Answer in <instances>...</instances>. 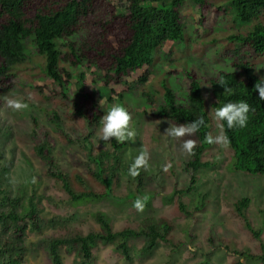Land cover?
Returning a JSON list of instances; mask_svg holds the SVG:
<instances>
[{
	"label": "rangeland",
	"instance_id": "obj_1",
	"mask_svg": "<svg viewBox=\"0 0 264 264\" xmlns=\"http://www.w3.org/2000/svg\"><path fill=\"white\" fill-rule=\"evenodd\" d=\"M111 2L117 11H123L124 2ZM220 5L222 9L218 8ZM225 5L226 0H209L208 8L200 11L196 4L184 0L177 7L183 39L167 41L156 52L153 65L148 67L146 82H136L142 71L125 79L131 88L125 91L121 103L113 93L112 101L107 100L109 87H103L100 70L92 66L84 68L87 84L100 102L102 112L117 104L125 107L131 115L129 127L136 136L134 142L125 141V146L118 152L127 171L119 169L110 179L111 195L80 204H73L56 183L45 176L46 165L34 151L33 123L41 127L40 135L43 131L49 133L53 154L61 169L69 171L75 192L107 190L105 175V183H101L85 170L88 166L94 167L88 159V149L92 147L95 153L103 148L98 140L101 125L85 127L81 119L71 117L69 103L50 96L49 89L55 84L53 86L43 77L40 64L44 58L29 38L24 40L26 58L16 69L12 87L0 91V184L10 199L19 200L18 212L27 208L30 198L39 207L42 226L39 231L27 227L25 264H52L47 242L65 232L63 225L77 232L101 231L95 217L97 213L106 217L113 231L144 229L148 220L156 222L159 219L168 224V230L166 241L158 240L151 250L143 249L147 237H131L128 259L118 249L117 238L110 243L98 241L93 249L95 264H264L259 257L264 251V175L234 169L230 148L209 144L205 160L212 165L194 173L196 181L186 193L189 176L183 170V161L188 153L182 145L193 135L170 137L166 129L180 125L151 114L163 101L164 85L175 91L179 101L186 96V72L192 70L205 97L210 118L209 134L215 137L219 133L208 79L219 70H229L227 52L239 44L233 39L234 35L246 34L254 23L253 20L234 22ZM200 13L204 14L201 23ZM246 57L255 75L264 76V68L255 70L264 67V54L248 50ZM75 87L78 88L77 83ZM113 87L120 90L122 85ZM143 92H148L154 101L149 102ZM9 99L26 103L28 107L11 109L7 104ZM83 137L84 142L77 141ZM104 147L112 150L109 144ZM142 151L148 153L149 166L139 170L143 179L137 189L129 168ZM175 190L182 191L175 193ZM241 197L249 199V205L244 209L245 219L253 230L259 231L258 237L252 236L244 219L232 213V203ZM137 198L144 201L142 211L134 207ZM178 200L187 203L186 212L178 211L174 204ZM244 251L259 258L248 260V256L241 254ZM59 254L65 264H78L80 259L77 251L66 245L59 247Z\"/></svg>",
	"mask_w": 264,
	"mask_h": 264
},
{
	"label": "trees",
	"instance_id": "obj_2",
	"mask_svg": "<svg viewBox=\"0 0 264 264\" xmlns=\"http://www.w3.org/2000/svg\"><path fill=\"white\" fill-rule=\"evenodd\" d=\"M183 1L121 0V3H125L123 11H117L111 0H0V91L12 87L16 69L26 58L24 40L29 38L37 53L44 58L40 64L43 77L48 78L53 86L55 84L49 89L50 96L60 97V100L69 103L67 105H71V117L81 119L85 127H95L107 112H102L100 102L95 99L94 91L87 84L84 68L92 66L100 70L103 87L110 88H106L107 100L112 101L110 95L113 93L121 103L125 91L131 88V85L127 86L124 82L125 79L142 71L136 82L144 83L156 52L167 41L183 39V26L177 9ZM190 1L200 11L209 6V0ZM225 6L234 22L253 20L254 23L246 34L234 35L233 39L239 41V44L227 52L231 69L219 70L208 79L211 106L215 112L224 103L245 100L254 109L249 113L246 127L228 129L224 122L225 132L230 140L228 147L232 151L233 167L244 173L264 175V100L259 99L254 89L259 77L255 75L246 57L248 50L264 54V0H226ZM218 8L222 9V5ZM203 17L204 14L200 13V23ZM186 75V96L179 101L175 92L164 85L163 101L151 114L180 126L200 116L205 119V125L193 134L192 140L196 141L193 154H188L183 161V170L189 176L184 191L188 193L196 181L194 173L210 167L212 163L205 160L209 149L205 137L210 131L205 97L195 72L191 70ZM120 85V90L113 87ZM143 95L148 96L149 102L154 101L148 92H143ZM40 131L41 127L34 122V151L46 165L44 174L56 183L57 188L73 204L110 196V179L119 169L127 171L118 153L125 143H118L115 139L100 141L103 148L100 147L95 153L92 147L88 149V159L94 167L88 166L85 170L91 178L101 183H105V175L108 180L105 185L107 190L75 192L70 183L69 171L61 169L53 154L52 138L47 131L41 135ZM84 138L77 141L84 142ZM105 144H109L112 150L104 147ZM134 179V185L139 189L143 179L140 171ZM0 194V264H25L27 227L29 225V228L39 231L42 226L39 207L30 198L27 208L18 212L16 208L19 200L10 199L7 192L1 189V184ZM6 203L8 206L4 207ZM174 204L179 212H186L187 203L178 200ZM248 205L249 199L241 197L234 200L231 210L245 220L252 236L258 237L259 231L253 230L245 219L244 209ZM95 217L101 231L90 229L77 232L63 225L65 232L48 240L47 252L52 264H65L59 254L62 245L77 251L80 258L78 264H95L93 249L98 241L110 243L117 238V247L126 259L129 257L128 240L131 237H147L144 250H151L158 240L166 241L168 224L162 219L156 222L148 220L144 229L124 228L113 231L102 213H97ZM241 254L243 257L248 256V260L255 257L246 251ZM259 257L264 260V251Z\"/></svg>",
	"mask_w": 264,
	"mask_h": 264
},
{
	"label": "clouds",
	"instance_id": "obj_3",
	"mask_svg": "<svg viewBox=\"0 0 264 264\" xmlns=\"http://www.w3.org/2000/svg\"><path fill=\"white\" fill-rule=\"evenodd\" d=\"M260 68L264 67H257L255 68V70L259 71ZM230 69L231 68L229 67V70ZM254 89L258 93L259 99L264 100V76H261L259 80L254 84ZM7 104L11 109L15 110L26 109L28 107L26 103L14 99H9L7 101ZM251 111H254V109L245 100L224 103L214 112V119L218 122L217 127L219 128V133L215 137L210 134L206 135V142L208 144H220L222 146H228L230 144V140L225 132L224 122H226L228 129L237 127L244 128L247 125L249 113ZM130 120L131 115L125 107L119 104L112 106L107 111V113L102 116V119L100 121L101 126L99 128L98 140L107 142L115 139L118 143H123L125 141L134 142L136 133L129 127ZM204 125L205 119L203 116H200L187 124L177 127H168L166 129V132L168 136L173 138H179L185 135L191 136L199 132L201 127ZM182 147L188 154H193V150L196 147V141L189 139L183 143ZM148 161V153L146 151H142L130 165L129 174L133 177L137 176L141 168H148ZM134 207L138 211H142L144 208V201L141 198H137L134 201Z\"/></svg>",
	"mask_w": 264,
	"mask_h": 264
}]
</instances>
